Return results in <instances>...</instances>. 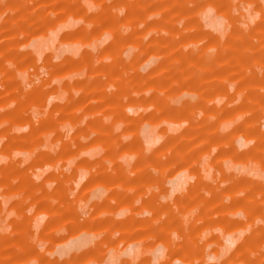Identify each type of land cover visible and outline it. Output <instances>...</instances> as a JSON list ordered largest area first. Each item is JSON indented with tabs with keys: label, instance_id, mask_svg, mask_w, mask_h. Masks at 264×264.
<instances>
[{
	"label": "rangeland",
	"instance_id": "rangeland-1",
	"mask_svg": "<svg viewBox=\"0 0 264 264\" xmlns=\"http://www.w3.org/2000/svg\"><path fill=\"white\" fill-rule=\"evenodd\" d=\"M0 264H264V0H0Z\"/></svg>",
	"mask_w": 264,
	"mask_h": 264
},
{
	"label": "crops",
	"instance_id": "crops-1",
	"mask_svg": "<svg viewBox=\"0 0 264 264\" xmlns=\"http://www.w3.org/2000/svg\"><path fill=\"white\" fill-rule=\"evenodd\" d=\"M208 17V16H207ZM208 20H209V23L211 24V26H213L214 28H221V22L219 21V20H213V19H210L209 17H208ZM145 136H146V140L148 141V142H151V141H154L153 139V133H152V131H151V129H149V128H146L145 129ZM184 176V175H183ZM185 177V176H184ZM185 181V180H184ZM176 182V181H175ZM175 182H174V184H175ZM175 187H176V184L174 185ZM181 186H182V184H181ZM181 186H179V187H176L175 189L176 190H178L179 188H181ZM78 245H82V243L81 242H78V244L77 245H74V246H72V247H76V246H78ZM134 248L135 247H131L129 250H128V252H133L134 251Z\"/></svg>",
	"mask_w": 264,
	"mask_h": 264
}]
</instances>
